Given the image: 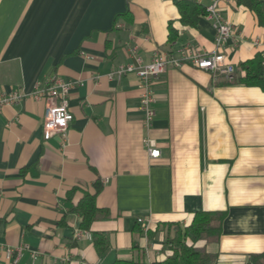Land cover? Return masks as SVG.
<instances>
[{
    "label": "crops",
    "instance_id": "obj_1",
    "mask_svg": "<svg viewBox=\"0 0 264 264\" xmlns=\"http://www.w3.org/2000/svg\"><path fill=\"white\" fill-rule=\"evenodd\" d=\"M193 1L204 10L211 3ZM218 6L234 26L223 51L236 75L239 63L264 56V28L236 0ZM178 19L176 0H0V94L27 93L0 110V264H155L171 233L161 225L184 227L198 210L226 211L219 240L205 246L216 264L264 250V92L187 63L168 66L152 84L146 127L139 78L106 76L131 60L132 47L144 63L186 44L213 50L205 16L194 27ZM169 22L178 30L172 42ZM50 77L74 83L72 120L65 134L44 139L45 101L29 93ZM147 138L158 157L148 155ZM96 181L99 212L81 229L75 206ZM93 232L107 237L101 255ZM6 247L21 254L8 258Z\"/></svg>",
    "mask_w": 264,
    "mask_h": 264
},
{
    "label": "built area",
    "instance_id": "obj_2",
    "mask_svg": "<svg viewBox=\"0 0 264 264\" xmlns=\"http://www.w3.org/2000/svg\"><path fill=\"white\" fill-rule=\"evenodd\" d=\"M219 1L221 0H211V3L205 7L204 14L214 30V48L212 51L202 52L186 44L177 49L176 52L158 51L154 53L150 61L144 63L137 53L136 47H132L130 49L131 60L127 63L112 66L106 74L109 79L120 78L127 73H134L139 78V88L141 90L140 109L143 111L146 127H150L155 115L152 84L164 73L168 66L179 67L183 63H187L195 68L210 71L215 77H220L225 81L233 80L235 68L232 63L226 60L223 49L226 41L234 33V26L220 13ZM236 45L237 42L235 41L234 46ZM73 86L74 83L68 79L50 77L43 83H36L30 91L29 95L33 99L45 101L42 122V136L44 139H49L56 132L65 134L72 120V113L68 109V94ZM26 94L21 88L0 94V110L5 105L19 104ZM144 145L150 157L159 156V149L152 139H145ZM75 236L91 238V234L86 230H78ZM21 250V247H6L5 253L8 258L14 252L18 257Z\"/></svg>",
    "mask_w": 264,
    "mask_h": 264
},
{
    "label": "trees",
    "instance_id": "obj_3",
    "mask_svg": "<svg viewBox=\"0 0 264 264\" xmlns=\"http://www.w3.org/2000/svg\"><path fill=\"white\" fill-rule=\"evenodd\" d=\"M237 4L243 6L256 17L258 26L264 28V0H236ZM176 7L179 14V23L182 26L194 27L199 18L204 16L205 10L196 1L177 0ZM128 13L118 14L127 18ZM168 41L176 40L178 30L168 23ZM264 56L257 52L253 58L239 63L238 67L242 73L234 75L232 82L248 87H257L264 92ZM231 82V81H228ZM94 193H84L75 206L79 212L81 221L80 228L88 229L92 221L98 215L99 209L95 206V196L101 190V184L96 181L93 184ZM74 189L68 191L69 196ZM226 217V211L198 210L193 213L190 223L184 227L174 223H164L170 234L164 237V250L166 256L155 262V264H216L217 255L206 250L205 246L211 242H217L222 233V222ZM151 236L152 232L147 231ZM93 246L98 255L103 254L108 248L105 233L93 232ZM111 264H147L128 259H116ZM242 264H264V250L251 253Z\"/></svg>",
    "mask_w": 264,
    "mask_h": 264
}]
</instances>
